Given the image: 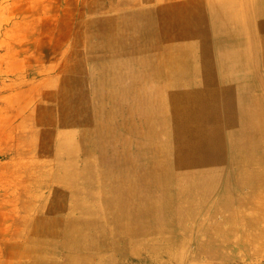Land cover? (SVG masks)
Returning <instances> with one entry per match:
<instances>
[{"label": "rangeland", "instance_id": "374dc122", "mask_svg": "<svg viewBox=\"0 0 264 264\" xmlns=\"http://www.w3.org/2000/svg\"><path fill=\"white\" fill-rule=\"evenodd\" d=\"M107 7V0H0V264H64L69 254L76 264H264V162L248 177L254 189L225 183L252 166H232L237 154L228 126L221 119L198 133L191 123L197 107L170 110L163 67L133 62L138 54L108 44ZM206 68L215 83L254 80L250 68L227 67L222 75ZM66 97L70 104L92 102L80 116L83 126L62 124L74 118L55 107ZM259 115L264 122V105ZM260 147L254 154L264 158ZM220 148L218 186L189 206L202 189V156L214 152L208 167L216 170ZM232 194L246 202L229 203ZM122 196L130 209L118 215L143 233L115 234L113 247H106V236L96 237V249L88 252L33 242L37 218L114 229L104 202L109 197L119 205ZM233 216L251 221L236 225Z\"/></svg>", "mask_w": 264, "mask_h": 264}, {"label": "bare ground", "instance_id": "6f19581e", "mask_svg": "<svg viewBox=\"0 0 264 264\" xmlns=\"http://www.w3.org/2000/svg\"><path fill=\"white\" fill-rule=\"evenodd\" d=\"M111 2L112 0H107V16L104 19L109 35L108 44L138 54L133 62L161 65L164 74L170 80L169 109L175 111L176 114H183L185 108L188 110L197 107L196 116L191 120V123L195 125L198 133H204L215 121L219 123L223 119L232 133L227 141L232 151L237 154L236 159L231 162L232 166H243V162H245V166L252 165L251 170L249 169L250 171L244 174L229 175L225 183L228 185L235 183L240 189L249 185V188L254 189L255 185L248 177L256 173L258 169L256 165L264 162V158L254 154V149L264 146V122L259 115V109L264 105V0H120L116 4L110 5ZM207 66L214 67L221 75L225 73L224 70L227 67L225 71L250 68L252 70L250 74L254 80L250 81L249 77L239 80L227 79L226 81L220 78L215 83L212 72L206 68ZM191 81L192 84H190ZM254 81L255 84L251 85ZM180 85L183 86L182 91L177 92L176 89ZM243 86L247 90L248 96L233 93L237 88ZM228 91L230 93H227ZM69 102L70 97H66L64 102H57L55 106L58 112L65 108L66 111H69L67 115L74 113L73 120L67 119L62 121V124L83 126L80 116L83 110L90 109L89 112L91 111L92 102L86 100L76 104ZM93 107L96 108L95 105ZM99 108H103L102 103ZM207 110H211L212 113H206ZM173 119L181 122L179 118L174 117ZM50 123L53 125L52 122ZM55 124L60 125L61 122L58 121ZM70 135L68 134V136ZM207 152L206 156H202L205 158L200 166V179L203 180V183H200L202 189L195 196L196 200L192 199L188 202L189 206L195 201H203L205 196L209 195L219 184L220 166L223 165L222 148L218 151L217 162H214L216 170L213 171H210L208 166L215 153ZM242 154L249 155V157L245 159ZM90 186L92 185L90 184ZM235 195H229V203L246 202V196ZM253 200L256 201V198L253 197ZM115 201L113 198L107 197L104 202L108 211L111 212L109 218L111 217L110 219L115 223L114 229L99 231V233L95 231L96 224L92 221L37 218L38 229L33 242L54 244L61 247L64 252L75 250L88 252L96 249V237L106 236L110 240L106 247H113V235L115 234L132 238L138 233H143V230L125 225L124 218L121 219L118 215L122 208L130 209V204L124 199V196L120 199L119 205H116ZM52 204L51 206H53ZM230 220L236 225H241L250 222L251 218L240 216L237 219L233 216L230 217ZM69 255L64 258V264H76Z\"/></svg>", "mask_w": 264, "mask_h": 264}]
</instances>
